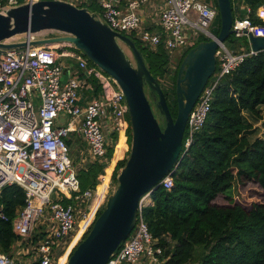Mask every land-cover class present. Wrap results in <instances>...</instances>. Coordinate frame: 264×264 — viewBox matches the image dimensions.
Wrapping results in <instances>:
<instances>
[{
    "label": "built area",
    "instance_id": "2783aa9c",
    "mask_svg": "<svg viewBox=\"0 0 264 264\" xmlns=\"http://www.w3.org/2000/svg\"><path fill=\"white\" fill-rule=\"evenodd\" d=\"M36 1L0 0V12ZM96 1L101 6L100 12H94L96 18L117 32L136 33L142 45L151 49L163 45L170 55L193 46L199 40L198 31L209 39L217 36L212 26L219 8L213 0H162L165 6L156 21L160 30L142 28V6L153 0ZM244 9L245 16L234 15L233 35L264 36V23H254L251 7ZM256 16L264 22V1L256 9ZM45 37L50 36L26 32L8 40L26 42L25 46L0 47V198L3 188L12 184L20 186L25 194L24 205L17 208L12 219L17 235L15 257L0 251V264L67 263L116 188L112 177L115 165L107 171L113 160L108 150L114 147L116 153L130 123L129 104L119 82L92 64L72 42L32 43ZM249 45V49L236 53L225 42L220 43L217 68L190 112L181 155L204 127L222 78L259 52ZM66 72L69 78L64 82ZM96 84L100 87L98 95L94 94ZM115 133L117 139L112 137ZM76 138L85 149L78 148L74 158L69 142ZM92 163L107 167L95 187L83 188L80 170ZM175 170L161 180L165 189L172 188ZM104 183L106 187L100 192ZM151 204V194L140 200L135 228L106 264H139L143 260L170 264L165 248L143 216V208ZM0 218L10 220L1 202ZM83 222H87L84 228Z\"/></svg>",
    "mask_w": 264,
    "mask_h": 264
},
{
    "label": "trees",
    "instance_id": "16d2710c",
    "mask_svg": "<svg viewBox=\"0 0 264 264\" xmlns=\"http://www.w3.org/2000/svg\"><path fill=\"white\" fill-rule=\"evenodd\" d=\"M246 1L252 7V21L264 23L256 16V9L264 0ZM77 6L93 13L101 11L96 0ZM215 22L213 32L218 35L220 13ZM205 40L209 38H199L184 52L173 73L169 67L171 55L163 45L154 50L142 45L140 40L136 42L149 70L159 81L166 75L173 78V87L164 92L174 118L178 113L176 79L182 60L192 47ZM245 41L249 45L247 37ZM99 91L96 84L94 94L98 95ZM263 106L264 50H261L222 78L204 127L196 133L174 171L172 188L160 185L154 189L151 193L153 204L143 208L150 231L165 248L168 263L264 264V139L252 141L249 138L254 124L244 116L247 111L261 118ZM112 137L117 139V134ZM126 139L127 155L115 164L114 183L130 154L131 122ZM80 142L76 138L74 143L72 140L69 143L73 147ZM114 153L115 148L110 147L108 157L112 159ZM105 167L106 164L92 163L81 169L82 187H95ZM231 188L235 189L232 195L229 194ZM0 202L10 218L8 221L0 218V251L14 259L13 244L17 235L12 219L17 208L25 203L23 189L17 184L5 186Z\"/></svg>",
    "mask_w": 264,
    "mask_h": 264
},
{
    "label": "water",
    "instance_id": "95a60500",
    "mask_svg": "<svg viewBox=\"0 0 264 264\" xmlns=\"http://www.w3.org/2000/svg\"><path fill=\"white\" fill-rule=\"evenodd\" d=\"M221 18L215 38L201 41L184 56L176 79L178 113L174 118L161 82L149 70L143 53L129 35L117 32L87 8L66 0H38L0 12V47L15 48L26 42H8L26 32L60 35L32 43L72 42L123 88L132 126L130 154L120 169L116 188L87 235L77 244L66 264H106L135 228L140 200L160 186L175 170L183 149L187 121L204 87L217 68L216 52L232 34V0H216ZM251 47L264 50V36L248 33ZM132 50L136 65L120 45ZM220 42V43H219ZM66 72L63 81H67ZM159 110L158 118L147 95ZM63 121V117L61 118Z\"/></svg>",
    "mask_w": 264,
    "mask_h": 264
},
{
    "label": "rangeland",
    "instance_id": "374dc122",
    "mask_svg": "<svg viewBox=\"0 0 264 264\" xmlns=\"http://www.w3.org/2000/svg\"><path fill=\"white\" fill-rule=\"evenodd\" d=\"M88 1L90 0H87V1H84L86 3H88ZM215 2V0H213ZM233 4H234V0H232ZM77 5H80V3L77 2ZM234 8V13H235V16L239 15L235 12V6L233 7ZM216 26V22H214L213 26H212V29L214 30V27ZM155 30L157 28H154ZM199 33V38L201 37H206L204 34ZM52 34H55V35H60L58 32H50L49 35H52ZM126 35H129L131 38L133 36V39L135 40V42H138L140 39L138 38V36L136 35V33H134L133 35L132 34H128L127 32L125 33ZM132 35V36H131ZM51 37V36H50ZM207 38V37H206ZM248 38V37H247ZM246 37H243V38H236L233 34L225 41V44L226 46L233 52H243L245 50L248 49V47L250 45H247L246 44V41H245ZM141 42V41H140ZM120 45L121 47L123 48V50L125 51V53L127 54V56L133 61V63L136 65V60H135V57H134V54L131 50V48L123 41H120ZM187 48H185L184 50L182 51H173L171 52V60H170V63H169V67L171 69L170 72H174L176 67L178 66V63L180 62V58L182 57V55L184 54L185 50ZM171 73V74H172ZM161 85H162V88L167 90L169 88H172L173 87V84H174V80L173 78L170 76V75H166L165 77H162L161 78ZM146 92H147V95L153 105V108H154V111H155V114L158 118L159 117V110L156 108V104L155 102L153 101L152 97H150L149 95V89H146ZM245 116V119L247 121H251L254 125H253V128L251 129V133L249 135V138L253 141L255 140L256 138H262L264 139V106L261 107V118H258V117H255L253 116L251 113L249 112H245L244 114ZM74 143V141H73ZM72 146V145H71ZM129 147V146H127ZM78 148H83L85 149V144L82 142H80L79 144H75L73 147H72V155L74 158L77 157L78 155ZM124 154V151L122 153V155ZM115 155V154H114ZM114 155L112 158H114ZM127 155V151L126 153L124 154V157ZM123 157V158H124ZM120 159V158H119ZM235 192V189L231 188L229 190V194L232 195L234 194ZM105 207V206H104ZM104 207H102L101 211L104 209ZM101 211L99 212V214L101 213ZM85 237V235H84ZM83 237V238H84ZM144 264H148L147 261L144 263ZM190 264H194V263H190Z\"/></svg>",
    "mask_w": 264,
    "mask_h": 264
},
{
    "label": "crops",
    "instance_id": "0c3cea01",
    "mask_svg": "<svg viewBox=\"0 0 264 264\" xmlns=\"http://www.w3.org/2000/svg\"><path fill=\"white\" fill-rule=\"evenodd\" d=\"M69 1V0H66ZM128 0H123L124 2H127ZM71 2V1H69ZM82 2V1H81ZM80 2V3H81ZM90 1H88L89 3ZM74 4L77 5V2H72ZM165 4L163 3L162 0H153L152 2L145 4L142 6V28H147L150 30H155L154 28H157L156 30H159V27L156 24L157 21V14L159 11L162 10V8H164ZM234 6H235V12L237 14H246L245 11V7L249 6V3L246 0H234ZM252 8V7H251ZM128 145V143H127ZM128 148V147H126ZM125 148V151H126ZM146 261L143 260L141 263L139 264H144Z\"/></svg>",
    "mask_w": 264,
    "mask_h": 264
},
{
    "label": "bare ground",
    "instance_id": "6f19581e",
    "mask_svg": "<svg viewBox=\"0 0 264 264\" xmlns=\"http://www.w3.org/2000/svg\"><path fill=\"white\" fill-rule=\"evenodd\" d=\"M126 147H127V144H126V137H125L124 135H122L120 141H119L118 144H117V149H116L115 156H114V158H113V160H112V163H111L110 167H109L108 170H107L108 172H111V170H112L113 166L116 164V161L118 160V158H121V157H122V153H123V151L125 150ZM105 187H106V183H104V184L101 186V191H100V192H102V190H103ZM99 200H100V199H99ZM86 223H87V222H83V223H82V224H83V228L85 227ZM79 235H80V234H79ZM79 235H78V237H79ZM78 237L75 239V241H74L73 244H75V242L77 241Z\"/></svg>",
    "mask_w": 264,
    "mask_h": 264
},
{
    "label": "flooded vegetation",
    "instance_id": "af4514ba",
    "mask_svg": "<svg viewBox=\"0 0 264 264\" xmlns=\"http://www.w3.org/2000/svg\"><path fill=\"white\" fill-rule=\"evenodd\" d=\"M146 89H149L148 85L146 86Z\"/></svg>",
    "mask_w": 264,
    "mask_h": 264
}]
</instances>
